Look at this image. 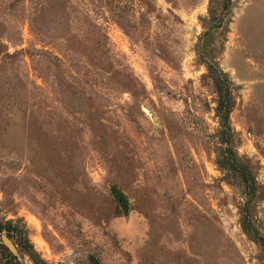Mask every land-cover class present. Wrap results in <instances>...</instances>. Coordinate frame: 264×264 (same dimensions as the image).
Masks as SVG:
<instances>
[{
  "label": "rangeland",
  "instance_id": "obj_1",
  "mask_svg": "<svg viewBox=\"0 0 264 264\" xmlns=\"http://www.w3.org/2000/svg\"><path fill=\"white\" fill-rule=\"evenodd\" d=\"M0 0V264H264V0ZM232 83L235 152L217 164ZM114 192L122 196L119 202ZM29 253H33V256Z\"/></svg>",
  "mask_w": 264,
  "mask_h": 264
},
{
  "label": "trees",
  "instance_id": "obj_2",
  "mask_svg": "<svg viewBox=\"0 0 264 264\" xmlns=\"http://www.w3.org/2000/svg\"><path fill=\"white\" fill-rule=\"evenodd\" d=\"M231 0H223L224 9H228ZM210 19L204 23V32L198 39L197 53L200 60L205 64L208 77L211 79L214 92L217 97L215 113L219 124V148L217 151L216 162L229 175H238L241 183L253 190L255 193V183L248 166L245 165L235 152V139L230 125V113L234 107V98L232 94V83L226 73L217 65L211 54V46L214 41V34L225 28L224 16H217L210 10ZM244 231H246L254 242L264 248V236L253 231L248 219L242 222ZM6 229L8 233L16 232V228L11 222L6 221L0 224V234ZM33 256V253H29Z\"/></svg>",
  "mask_w": 264,
  "mask_h": 264
},
{
  "label": "water",
  "instance_id": "obj_3",
  "mask_svg": "<svg viewBox=\"0 0 264 264\" xmlns=\"http://www.w3.org/2000/svg\"><path fill=\"white\" fill-rule=\"evenodd\" d=\"M114 195L116 197V199L121 202L122 201V196L117 193V192H114ZM1 240H2V243L6 246V248L12 253L14 254L15 256L18 257V251L16 249V246L14 245V243L12 242V240L9 238L8 235H6L5 233H2L1 234Z\"/></svg>",
  "mask_w": 264,
  "mask_h": 264
}]
</instances>
